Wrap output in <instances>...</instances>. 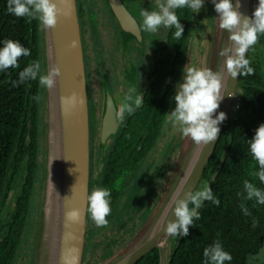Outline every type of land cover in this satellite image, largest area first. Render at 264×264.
Segmentation results:
<instances>
[{"label":"trees","instance_id":"obj_1","mask_svg":"<svg viewBox=\"0 0 264 264\" xmlns=\"http://www.w3.org/2000/svg\"><path fill=\"white\" fill-rule=\"evenodd\" d=\"M190 13V9L184 8L178 14L184 29L182 37L175 38V28L169 34L168 58L163 61L168 65L169 81L160 97L161 101H155L162 89V82L159 81L155 83L156 89L152 88L146 94L142 106L126 119L105 154L107 161L103 186L106 188H112L117 180L122 179L132 164L143 158L155 140L167 99L173 94L185 58ZM41 38L38 21L26 22L25 18L9 14L7 0H0V47L4 40L11 39L31 52L30 56L19 59V68L0 72V264H17L24 247L27 217L29 214L36 216L37 205L31 203L33 209L29 207L34 199L33 191L39 181L38 176L42 182L43 87L38 78L18 87H12L11 82L17 80L19 71L33 61L40 62V74H43ZM257 43L264 47V34L259 36ZM263 64L264 58L261 60L257 55L256 60L250 63L254 74L239 77L238 107L226 121L196 189L209 182L222 159V166L218 167L216 178L210 184L213 195L220 203L217 206L205 201L198 209L200 218L194 219L193 225L189 226V234L174 242L171 239L168 264H204V248L216 241L232 256V260L225 264H247L248 257L256 253L262 244L264 205L256 204L253 207L255 201L244 199L243 183L247 180L264 191V184L252 175L258 170V165L248 151L247 142L252 139L255 129L264 124ZM151 98L152 102L149 101ZM170 155L167 164L157 170L161 180L167 178L171 171L172 152ZM11 193L12 204L7 203ZM242 202L248 207L251 216L243 215L240 208ZM253 219L257 221L255 228L252 227ZM114 254L112 252L105 260ZM137 264H158L157 249Z\"/></svg>","mask_w":264,"mask_h":264},{"label":"water","instance_id":"obj_2","mask_svg":"<svg viewBox=\"0 0 264 264\" xmlns=\"http://www.w3.org/2000/svg\"><path fill=\"white\" fill-rule=\"evenodd\" d=\"M54 2L58 7H64L67 15L58 18L54 29L41 30L43 74H47L52 67H57L60 75L56 87L53 89L43 87L44 155L34 264L35 262L36 264H83L85 235L89 224L86 196L98 184L97 180L92 186L90 184L92 156L86 65L77 0H63L62 3L61 0H54ZM107 2L122 34L139 39V27L123 7L121 0H107ZM204 3L206 4V0ZM257 4L258 0L255 5L251 4V0H240L241 6L238 11L242 17H251ZM212 9L213 27L209 36L206 35L204 27L200 68L223 71L224 58L219 52L229 46L228 33L219 29L216 20L218 14L214 11L213 4ZM203 10L202 8L201 11ZM212 31L217 42L215 55L212 52L213 44L211 45ZM73 43L75 47H71ZM211 56L212 61H210ZM239 77L235 79L229 77L226 81L224 98L217 109V114L225 113L226 119L218 125L220 132L217 140L201 149L189 138L180 136L177 157L151 214L130 242L102 264H136L154 249L158 251V264H168L169 246L173 237L165 236L163 229L167 222L175 220L170 209L172 198L179 193L178 198L183 199L185 193L197 189L224 125L234 113ZM72 93H76L85 102L66 116L62 109L61 97ZM103 95L99 127L101 161L110 142L114 140L122 126L116 120L115 112L124 97L117 102L106 85ZM53 132L56 134V139L51 141ZM222 162L221 159L218 167ZM102 166L101 162L99 168L102 169ZM9 168L10 165L7 171ZM215 175L216 172L209 179V184L214 181ZM73 208L80 210V220L78 223L69 224L65 214ZM66 233H71V238H66Z\"/></svg>","mask_w":264,"mask_h":264},{"label":"clouds","instance_id":"obj_3","mask_svg":"<svg viewBox=\"0 0 264 264\" xmlns=\"http://www.w3.org/2000/svg\"><path fill=\"white\" fill-rule=\"evenodd\" d=\"M63 0H61V3ZM214 11L218 14V27L228 33L229 46L223 48L219 55L224 58L223 71H213L210 68L185 66L181 82L176 84L174 96L175 108L167 114L166 122L177 129L183 137L189 138L195 145L203 149L206 145L217 140L220 129L218 125L226 119V114L219 112L220 102L224 98L225 85L229 77L235 79L238 76L254 74L250 66V60L246 53L253 48L264 34V0H258L251 17H242L238 11L240 0H211ZM204 6V0H157L158 10H140L142 18L141 28L148 33H156L162 26L165 29L175 28L176 39L182 37L183 26L176 14L177 9L188 8L192 13H198ZM7 12L17 18H25L26 22L33 20L39 22L43 31H50L57 26L58 18L66 16L64 7H58L54 0H7ZM75 47V43L71 45ZM31 52L18 41L6 39L0 47V72L9 68H19V59L28 57ZM41 73V64L33 61L23 70L19 71L18 79L12 81V87H18L28 81H39L46 89L56 87L60 71L52 67L47 74ZM84 99L76 93L61 97V105L64 114L70 115L78 105L84 104ZM144 103V96L137 91V87H130L124 95L115 118L123 123L126 115H132ZM215 114V118L214 117ZM249 145V153L258 165V170L252 175L264 184V124H260L254 132ZM244 199L255 201L256 204L264 205V191L249 181H244ZM110 192L107 189L96 187L86 196V212L96 227H107L108 217L111 213ZM179 193L173 196L170 209L173 211L175 220L167 222L163 231L165 236L182 237L189 234V226L193 225L194 219H199L198 209L205 201L219 205L220 201L213 195L210 184L205 182L196 191L185 193L183 199H179ZM173 205L175 207L173 208ZM243 215L251 216L248 207L240 204ZM80 210L70 209L65 214L69 224L78 223ZM257 226L256 219L252 220V227ZM66 238H71V233H66ZM204 264H225L232 260V256L223 250L219 241L205 247L203 250ZM250 256L249 260H255Z\"/></svg>","mask_w":264,"mask_h":264},{"label":"flooded vegetation","instance_id":"obj_4","mask_svg":"<svg viewBox=\"0 0 264 264\" xmlns=\"http://www.w3.org/2000/svg\"><path fill=\"white\" fill-rule=\"evenodd\" d=\"M121 2L123 4V7L126 9L127 12L130 13V15L134 18L135 22L137 23L139 27V36H140L139 39L136 37L134 38L131 36L130 37L126 35L124 36L122 34L118 26V22L110 10L107 0H95V2L92 5L87 4L85 0H77L79 19H80V24H81L83 50H84V56H85V65H86V78H87L90 122H91V117H92V121L94 120L95 123L96 121H98L99 125L101 122V115L100 114L98 115L96 101L94 98V92H93L91 85L95 84L94 82L98 81L100 78H98L97 74L94 73V71H92V69L90 68L91 57L89 56L90 50L88 51V48H89L88 33H90L89 30L92 27L91 25L93 26L95 25L97 28L96 36H97V41L99 44V50H100V53L104 55V58L102 57V61H101L102 65L103 66L108 65L110 67L109 65L110 61L116 60L117 66L115 69L117 70L118 76L120 77L117 79L116 87L122 86L123 90L121 91L124 92L123 96L127 93L128 89L130 88L128 86L127 87L124 86V84L127 81V75L123 76V72H125V69H124L125 65L123 62H126V64L129 63V65H131L134 68L135 75L132 76V80H131L132 86L131 87H134L133 82L134 83L136 82L135 84H136L137 89L141 90L143 88L142 94L144 97L146 96L148 92L151 91L152 88L156 89L155 83H158L159 81L162 82V89L160 90V94L157 96L155 100L156 103L161 101L160 97H162L165 89H167V83L169 81L168 65L167 63H163V61L168 58V39H169L170 31L173 28L165 29L164 27L161 26L156 33L145 32L141 28L142 18L139 15L141 9H146L149 11L158 10L156 8L157 0H134L133 2H131V0H121ZM132 11L134 12V14L132 13ZM179 13H180V9L176 10L177 16ZM194 21H195L194 13L191 12L190 13V24L191 25H190V32L188 34L189 38L187 40L188 42L187 50L185 52V58L181 66V70L179 71L177 83L179 82L181 78L182 70H183V67L187 59V53H188L191 37L194 34V29L192 28ZM193 39H195V37H193ZM256 44L259 45L258 43ZM147 53L149 54L151 53V56L148 57ZM257 55L259 57H262L260 54H257ZM145 57L147 60L150 61L149 68L147 70H146L147 66L145 63L146 59L144 60ZM105 70L108 72L110 71V73L113 72L111 68L105 69ZM154 74H155V77L152 80L151 76ZM101 78L107 80L109 84V87H107L108 90L109 88L110 90L113 89L114 86H110V84L112 83L110 75H108L107 73L106 75L101 74ZM143 84L145 88L143 87ZM104 85H106V83L103 82L102 84L103 94H104ZM175 90L176 88L173 90V94L171 98L167 99V102H166L167 105L165 107L162 121L160 122V125L158 128V133L155 135L156 136L155 140L151 144L150 149L143 156V158L139 160V162L133 163L132 166L129 168V170L126 171V173L123 175L122 179L124 180V188L121 194L115 192L114 190V185L118 180L114 183L113 187L110 189L103 186V180L106 176V174L104 176V173H105L107 158L104 155L103 161L99 159L97 168L95 167L94 155L96 153V150L94 151V144H93V140L95 139V135H96L95 127H94L93 134L91 133V130H90V150H91V156H92L91 162H90V184L92 186V184L95 183V180H97L98 187L107 189L110 192L109 200H110L111 213L108 217H106L107 220L109 221L107 227L109 228L108 232L115 230L114 234L116 235V236H113V235L106 234L103 236V239H101L100 241L101 243H104L102 251L104 252L106 251L107 253L106 257H108L112 252L116 253L118 249L126 245L127 242L128 243L130 242V240L134 237V235L137 232L136 229H137L138 223L141 222L143 219H144L143 221H145V219L147 218L148 213H149L147 212L148 207L152 203L154 204L155 201L158 202L161 196L163 185H164L163 182H165L166 178H163V180L159 179L157 175V170H159L160 167L167 164L166 162H167V159L169 158V155L171 154V151L173 153V151L175 150L174 147L172 146V143L166 146L165 151L163 153V158L157 161V164H155V167H153L152 170L150 169L151 166L146 167L145 170H143L144 171L142 174L143 176H141L138 179H136L135 172L139 169L142 162L145 160V158L150 153V151L157 145L160 137L162 136L163 126L167 118L168 110L170 107V102L175 93ZM149 101L152 102L153 98L149 99ZM101 108H102V104H101ZM128 117L129 115H126L125 120L122 123V125L125 123ZM109 146L107 148V152L110 148ZM101 162L103 163L102 169L99 168ZM8 172L9 171H7V173ZM214 172H216V175H217L218 166ZM40 175H41V172H40ZM216 175H215V178H216ZM146 176H148L147 182L143 186L142 181ZM38 180L39 181L36 183V187L33 191L34 199L31 200L30 207H29V209H33V207L31 208V203L32 205L33 204H35V206L37 205L36 206V216L33 217L32 214H29L27 217L26 227H25L26 230L23 234L24 243H25V240L28 234H30V232L31 234H33L32 232L34 228L33 226H35L36 218H38L37 215H38L39 196H40V191H41V181H40L41 177L38 176ZM134 180L135 182L133 184V187H136L135 192L126 195L125 194L126 188ZM137 185H139L140 187H137ZM14 194L15 192L13 193V195ZM13 195L11 193L10 199L8 200L7 203L12 204ZM124 196H125V199L123 200L122 198ZM87 217L89 219V224H88V229L85 235L86 241L89 240L93 236L97 228L92 222V220L90 219V216L88 215V213H87ZM102 228H105V227H102ZM176 239L178 240L180 239V237L172 238L173 240L172 242H174ZM100 242L98 244H100ZM31 245H32V242H31ZM88 248H89V245H88ZM263 248H264V232L262 233V244L260 248L258 249L256 253L251 255V256H255L256 259L250 261L249 260L250 256H249L247 259V264H264V262L261 260V258L263 257L261 255L264 254V250L262 251ZM169 250H171V246ZM86 251H87V243L85 244L82 262L85 261ZM259 257H260V260H257V258ZM105 259L103 260V262L105 261Z\"/></svg>","mask_w":264,"mask_h":264},{"label":"rangeland","instance_id":"obj_5","mask_svg":"<svg viewBox=\"0 0 264 264\" xmlns=\"http://www.w3.org/2000/svg\"><path fill=\"white\" fill-rule=\"evenodd\" d=\"M85 1L89 5H92L95 2V0H85ZM133 1L134 0H131V2H133ZM128 8H130V7H128ZM203 9H204L203 12L200 10L198 15H196L194 13V18L196 20V21H194L193 26H192V28L194 29V34L191 37V41H190L189 49H188V53H187V59H186V63L184 65V67L186 65L187 66H195L197 68L201 67V53H202V48H203V43H204V37H203L204 27L206 28V35H208V36L210 35V31H211V29L213 27L214 15H213V9H212L211 0H206V4H205V6H203ZM132 13L134 14L133 11H132ZM104 23H106V22H104ZM91 26L92 27L89 30L90 33H88V36H89V41H88L89 48H88V51L90 50L89 51V56L91 57V59H90V68L92 69V71H94V73L97 74L98 78H100L98 80L99 82L98 81L94 82L95 84H92L91 87H92L93 92H94V98H95V101H96L98 115L99 114L101 115V113H102L101 104H102V107H103V95H102L103 94V86H102L103 82L106 83L107 87H109V84H108L107 80L101 78V74H105L106 75V73H107L108 75L111 76L112 83L110 84V86H114V87L111 90L109 88V90H110V93L112 92L111 95L118 100L117 102H119V100L123 97L124 92L121 91V90H123L122 86L116 87L117 79L120 78L118 76L117 70L115 69L116 66H117L116 65V60L110 61V63H109L110 67L108 65H104V66L102 65L101 61H102V57L104 58V55L102 53H100V50H99V44H98L97 36H96L97 28H96L95 25L94 26L91 25ZM193 37H195V39H193ZM211 37H212L211 45L213 44L212 52L215 55L216 48H217V42H216V39H214V31H212ZM255 54H260L262 57H264V47L261 46V45H257V44L254 45L253 48L249 49L246 58L249 59L250 62L255 61L256 60V56H257ZM214 55H213V57H214ZM147 56L148 57L151 56V53L150 54L147 53ZM213 57L211 56V60L210 61H212ZM262 57H261V60L263 59ZM145 59H146V57L144 58V60ZM123 63L125 65L124 66L125 72H123V76L127 75V81L124 84V86L131 87L132 86L131 80H132V76L135 75V70H134V68L131 65H129V63L128 64H126V62H123ZM145 63H146V66H147V68H146V70H147L149 68L150 61L146 59ZM263 66H264V64H263ZM104 67H105V69L111 68L113 70V72L110 73V71L109 72L106 71L104 69ZM129 71H131V72H129ZM182 76H183V70H182V74H181V78H180L179 82H181ZM154 77H155V74L151 76V79L153 80ZM135 83L133 82L134 87H136ZM143 87H144V84H143ZM142 89L141 90L137 89V91L142 93L143 92ZM175 92H176V90H175ZM239 92L240 91L238 90L236 97H238ZM174 96H175V93H174V95H173V97L171 99L170 107H169V110H168V114H170L175 108ZM89 121H90V119H89ZM89 124H90L91 133L93 134L94 127H95V132H96L95 139L93 140V144H94V151L96 150V153L94 155V160H95V167L97 168V165H98L99 159H100V149H99V127H100V125H99L98 121H96V123L94 122V120L92 121V117H91V122H89ZM97 124H98V126H97ZM180 136H181L180 132L177 129H174L172 127V125L170 123H167L166 120H165V123H164V126H163L162 136L160 137L159 142L157 143V145L150 151V153L147 155L145 160L142 162V164L139 167V169L135 172L136 179H138L141 176H143L142 175L143 172H144L143 170H145L146 167L151 166V168H150L151 170L153 169V167H155V164H157V161H159V159L163 158V153L165 151V148L170 143H172V146L175 149L173 151V153H172V157H173L172 164H173L175 159H176V157H177L178 142H179ZM106 152H107V149H106ZM42 172H43V169H42ZM147 177L148 176H146L143 179V181H142V185L143 186L147 182ZM134 182H135V180L132 181L129 184V186L126 188V190H125V194L126 195L135 192L136 187H133ZM96 187H98V185H96ZM137 187H140V186L137 185ZM123 188H124V180L123 179H119L114 185V190H115V192L121 194ZM122 199L124 200L125 196ZM40 201H41V193H40V196H39V204H40ZM34 203H35V201H34ZM156 203L157 202L155 201L154 204L152 203L148 207L147 212H149V213H148L147 218L151 214V211L154 209ZM38 207H39V205H38ZM37 217H38V215H37ZM38 218H36V223H35V226H34L35 231L33 232V234H31V232H30V234H28V236H27V238L25 240L24 248H23L22 252L20 253V255L18 256L17 264H34L35 245H36V243H35L36 230H37L38 221H39ZM146 219H145V221H146ZM145 221H141V222L138 223V225L140 224V226H139L140 228L143 226ZM108 230H109L108 227H105V228L97 227L95 232H94V234H93V236L89 240H87V241L85 240V244L87 243V251H86V258H85V261L83 262V264H102V262L105 259L107 253H106V251L105 252L102 251L104 243H101L100 241H101V239H103V236L106 235V234L116 236L114 234L115 230H113L111 232H108ZM29 231H30V229H29ZM31 236H32V239H33L32 240V245H29L30 244V240H31ZM99 242H100V244H98ZM88 245H89V248H88ZM263 250H264V248L262 249V251ZM261 256H263L261 258V260L264 262V254L261 255ZM257 260H260V257L257 258Z\"/></svg>","mask_w":264,"mask_h":264},{"label":"bare ground","instance_id":"obj_6","mask_svg":"<svg viewBox=\"0 0 264 264\" xmlns=\"http://www.w3.org/2000/svg\"><path fill=\"white\" fill-rule=\"evenodd\" d=\"M255 3H257V0H251V4H254L255 5ZM208 9V8H207ZM209 10V9H208ZM207 11V10H206ZM210 18V17H209ZM56 139V134L53 132V136H52V138H51V141H54ZM51 146H52V144H51ZM53 147V146H52ZM35 264H36V262H35Z\"/></svg>","mask_w":264,"mask_h":264},{"label":"built area","instance_id":"obj_7","mask_svg":"<svg viewBox=\"0 0 264 264\" xmlns=\"http://www.w3.org/2000/svg\"><path fill=\"white\" fill-rule=\"evenodd\" d=\"M238 103H239V101H238V98H236V102H235V108H237V107H238Z\"/></svg>","mask_w":264,"mask_h":264}]
</instances>
